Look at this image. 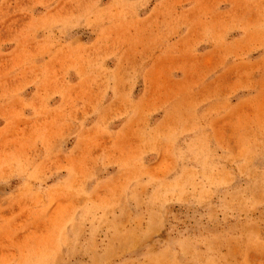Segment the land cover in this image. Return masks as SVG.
<instances>
[{"label": "rangeland", "instance_id": "1", "mask_svg": "<svg viewBox=\"0 0 264 264\" xmlns=\"http://www.w3.org/2000/svg\"><path fill=\"white\" fill-rule=\"evenodd\" d=\"M0 264H264V0H0Z\"/></svg>", "mask_w": 264, "mask_h": 264}]
</instances>
